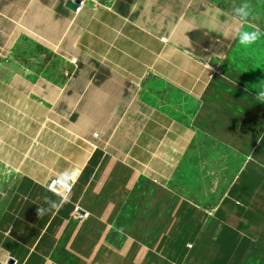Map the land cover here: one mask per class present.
Wrapping results in <instances>:
<instances>
[{"label": "crops", "instance_id": "0c3cea01", "mask_svg": "<svg viewBox=\"0 0 264 264\" xmlns=\"http://www.w3.org/2000/svg\"><path fill=\"white\" fill-rule=\"evenodd\" d=\"M66 1L0 0V264H247L263 162L246 159L211 209L169 189L196 134L221 135L203 105L234 16L210 0ZM154 86L200 113L182 125ZM54 178L68 190H48ZM145 182L162 207L140 205ZM45 198L61 207L38 217Z\"/></svg>", "mask_w": 264, "mask_h": 264}, {"label": "rangeland", "instance_id": "374dc122", "mask_svg": "<svg viewBox=\"0 0 264 264\" xmlns=\"http://www.w3.org/2000/svg\"><path fill=\"white\" fill-rule=\"evenodd\" d=\"M210 1L234 16L236 29L242 27L251 31L258 28L262 35L250 47L241 46L235 35L228 56L216 68L217 79L205 96L203 105L205 121L209 118L210 122L214 117V125L221 135L196 134L182 161L173 168L169 189L177 197L203 209H211L216 204L246 159L254 158L264 163V101L256 96L257 92L264 90V0ZM243 3L249 5L251 15L240 24L233 9ZM149 91L155 101L157 99L156 103L169 109L174 119L182 125H188L200 113L201 101L172 88L154 86ZM207 109L212 111V115L207 114ZM234 134L241 136L236 138ZM165 149L168 148L159 150L157 158L168 153L163 151ZM156 171L159 172L158 169ZM154 172L151 174L155 175ZM72 173L75 175L77 170ZM145 183L140 205L149 208L156 199L155 202H160L162 207V187L152 182ZM140 217L148 219L150 216ZM247 264H264V233Z\"/></svg>", "mask_w": 264, "mask_h": 264}, {"label": "clouds", "instance_id": "9594fccd", "mask_svg": "<svg viewBox=\"0 0 264 264\" xmlns=\"http://www.w3.org/2000/svg\"><path fill=\"white\" fill-rule=\"evenodd\" d=\"M234 15L237 19V22L242 24L243 22L247 21L249 16L251 15L250 7L247 3H243L238 7L233 9ZM236 34L238 37L239 44L244 47H250L254 45L261 37L262 33L260 29L256 28L255 30H243L242 27H238L236 29ZM257 99L260 101H264V90L257 92L256 94ZM66 198L62 197V201H65ZM45 203L48 204V208H37V215L38 217L45 215L48 211L51 210H59L61 207V203L57 201L49 200L45 198Z\"/></svg>", "mask_w": 264, "mask_h": 264}, {"label": "built area", "instance_id": "2783aa9c", "mask_svg": "<svg viewBox=\"0 0 264 264\" xmlns=\"http://www.w3.org/2000/svg\"><path fill=\"white\" fill-rule=\"evenodd\" d=\"M68 1L75 2L76 0H68ZM80 4H81V0H79L78 7L74 10L77 13L80 11ZM93 4L95 5V3H93ZM72 62L74 63L75 60H72ZM57 185H60V182H59V180L57 178H54L52 181L50 180L47 183V189L52 191V192H55V193H60V192H58V191H56L55 189L52 188V187L57 186ZM68 188H67V190H68ZM60 194H63V193H60Z\"/></svg>", "mask_w": 264, "mask_h": 264}, {"label": "water", "instance_id": "95a60500", "mask_svg": "<svg viewBox=\"0 0 264 264\" xmlns=\"http://www.w3.org/2000/svg\"><path fill=\"white\" fill-rule=\"evenodd\" d=\"M79 4V0H76L75 2H71V1H66V7L69 8L70 10L74 11ZM12 263V262H10Z\"/></svg>", "mask_w": 264, "mask_h": 264}, {"label": "bare ground", "instance_id": "6f19581e", "mask_svg": "<svg viewBox=\"0 0 264 264\" xmlns=\"http://www.w3.org/2000/svg\"><path fill=\"white\" fill-rule=\"evenodd\" d=\"M59 182H60V185L54 186L52 188L55 190H62V189L66 190L67 186L65 185V183L60 181V180H59Z\"/></svg>", "mask_w": 264, "mask_h": 264}]
</instances>
